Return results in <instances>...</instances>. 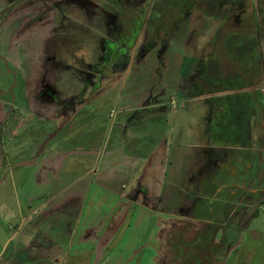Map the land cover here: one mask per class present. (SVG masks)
Here are the masks:
<instances>
[{"label": "rangeland", "instance_id": "obj_1", "mask_svg": "<svg viewBox=\"0 0 264 264\" xmlns=\"http://www.w3.org/2000/svg\"><path fill=\"white\" fill-rule=\"evenodd\" d=\"M249 1L244 0V5ZM5 2V0H0V7ZM257 6L263 11L264 0H259ZM246 9L247 12L251 11L250 2ZM234 24L237 25L219 29L214 27V31L218 32L215 39L218 47L222 41L221 36L226 33L231 36V41L234 40L235 44H239V34L250 35L254 31L252 24L247 20L240 25L238 22ZM185 25V23L180 25L177 34L172 36V42L166 49L167 88L173 89L172 94L176 95L172 103L169 98L171 93L168 92L167 99L161 107L153 109L144 105L149 95L157 93L158 90H153L150 86L151 79L159 77L154 71V60L151 62L144 60L140 64L139 72L134 73L133 70L129 75L122 74L112 93L109 95L105 93L82 106L84 120L80 125L76 126L71 122V126L64 129L56 127L55 124L58 121L50 118L53 107L44 105L30 109L21 94V87H24V83L40 73V57L38 67H36L32 65L27 55H21L19 62L12 58L11 53L15 50L23 51L22 46L11 48L9 54L8 52L7 54L2 53L9 58L6 65L4 64L5 67L0 63V94L7 105L15 107L18 119H23L24 124L18 135L7 133L1 135L0 155L2 156V151L4 156L3 166H0V264H28L29 260H33L31 257L34 256H30L31 252L27 254L19 250L17 253L13 252L14 245H17L16 239L22 241L20 232L18 233L20 235L10 245H5V240L13 234L18 219L22 216H24L22 219L30 217L32 211H37L31 219L32 225L36 226L34 227L36 228L34 240H40L41 244L37 255L48 254L50 240L46 235L50 230L54 233L58 231L60 247L65 250L64 260L66 261L62 264H264V204L259 207L258 202L250 206V209L259 207L255 217H249L250 210L248 211L250 215L248 214L246 219H232L227 229L226 241L223 244L219 242L220 236L217 235L215 240L210 239L207 245H204L205 243L201 245L196 238L201 235L202 230L198 223L191 222L190 218L184 216L181 222L185 225L182 229L181 226L177 228L181 222L177 223L179 220L175 217L182 218V216L176 211V207L179 208L177 200L179 197L176 196V190L173 194L167 193L164 196L163 206L162 203L157 202L159 206L154 212L151 210L156 203H151L152 195L149 196L150 203H146L143 194L135 200L133 205L129 206V203H125L128 201L126 194L132 187L143 186L157 193L160 186H163V194L166 190H173L172 185H177L175 182L172 183L177 178L173 176L176 173L185 175V171L192 166L198 150L205 145L202 129L206 103L201 99L202 96H189L184 92L181 94L177 88L174 90L172 87L179 83L182 74L185 76V73L193 68L194 61H196V58L191 57L188 54L190 52H187L183 46ZM262 41L259 48L262 50L261 57L264 60V37ZM233 46L232 44L230 48L233 49ZM31 50L32 47L27 46L24 53L30 54ZM36 52L38 50L35 48L34 54ZM195 54L198 57L201 56L200 51H196ZM191 61L193 64L189 63ZM225 64L226 71L231 70V73L238 72L240 75L244 72L239 68L240 65L233 56L229 58L226 55ZM181 65H183V70L180 72ZM256 68H260L257 82L264 85V65L260 64L259 58ZM64 72L70 73V76L65 75L64 78L58 76V87L63 89V93L70 92L66 90L67 88L76 90L75 87H78L79 80L77 79L76 84L70 79L73 72ZM135 79H137L136 83ZM132 85L134 87L130 91ZM257 91L255 96L258 102L252 98L248 102L253 109H255V102L256 110L260 114L264 110V90L258 88ZM176 106L177 108H174ZM9 123L8 130L17 122L10 121ZM253 128L254 134L259 138L262 137L264 144V120L254 125ZM85 131L89 136L87 141L81 138ZM79 143L88 144L87 149L93 148V154L96 156L90 155L89 160L88 156H80L79 162L78 159L74 160L75 156L64 155L79 146ZM159 147L160 150H158ZM125 149L131 154H118L120 151L125 152ZM114 151H116L114 158L117 160H113ZM134 151L141 152L136 165L142 167H128L129 160L133 161ZM147 154H150L153 159L150 167L145 166ZM96 157L100 162L94 165ZM159 159L163 161L164 166L167 163L166 168L160 167L162 163L158 165L157 160ZM255 160L258 165L261 164L259 157ZM101 161L103 163L112 161L111 164L114 166L117 164V167H108L101 164ZM49 162L55 167H49ZM69 162H72L71 167L68 166ZM43 163H45L44 166ZM70 185L72 189L65 193L63 187ZM74 190L81 195L80 197L75 195V199L71 202L76 201L77 203L83 198L81 204L77 203L78 208L74 207V203L69 204L66 211L59 212L57 205L63 199V195H73ZM45 194L47 196L42 198ZM71 198L74 197L71 196ZM29 199H31V204L43 205V207L31 209L27 206L30 203ZM80 207H83L82 214ZM121 210L127 213V217L124 222L115 225L114 236L110 238L111 233L107 234L109 230L107 226L112 216ZM156 211L163 213L159 214ZM75 212L78 215L74 219H68ZM163 217H167L168 220L166 221ZM27 221H24L22 230L28 227ZM174 221H176L175 224H172L171 222ZM159 224L164 225L163 237L169 236L167 237L169 240L168 254H157L155 248V235L160 230ZM92 225L96 227L93 231L98 236L106 228L108 230L106 234L97 238L98 241L92 239L91 234L88 235L87 242H80L76 235ZM102 225L105 227H101ZM30 226L28 231L34 234V229ZM63 230H65V235H63ZM98 230L101 231L97 232ZM181 232H183L182 239H179L177 243L170 240L174 237L170 235L173 233L179 235ZM28 243L29 241L26 242L25 247ZM195 257L198 261L200 259V262H195ZM44 261L38 259L33 264H47Z\"/></svg>", "mask_w": 264, "mask_h": 264}, {"label": "flooded vegetation", "instance_id": "obj_2", "mask_svg": "<svg viewBox=\"0 0 264 264\" xmlns=\"http://www.w3.org/2000/svg\"><path fill=\"white\" fill-rule=\"evenodd\" d=\"M5 1L0 7V63L5 67L9 57L2 53L9 54L11 48L18 46H22L23 51L11 53L17 62L21 55H27L32 65L38 67L40 57V73L24 83L21 94L30 109L44 105L53 107L50 118L57 120L55 126L61 129L71 122L80 125L84 120L82 106L105 93H112L122 74L129 75L133 70L139 72L144 60H154V71L159 75L150 82L153 90L158 89L157 93L149 95L144 105L153 109L161 107L168 92L172 103L176 95L172 94L173 89L167 88L166 49L177 29L185 23L183 46L196 61L185 76L181 73L179 83L172 87L181 94L202 96L206 103L202 129L205 145L198 150L185 175L176 173L173 176L177 177L172 181L177 183L172 185L173 190L163 194L164 187L160 186L156 195L149 194L144 187L143 198L150 203L148 200L152 195V204L163 203L164 196L176 190L179 197L176 211L182 216L175 217L179 220L177 223L183 221L184 216L198 223L202 230L196 238L201 245H207L217 235L223 244L232 219H246L250 210L249 217L257 215H254L256 210L264 204V144L253 128L264 120V110L259 114L255 103L258 102L257 89L264 90V85L257 82L260 68H256L258 58L264 65L259 48L264 37V10L258 9L259 0L249 1L250 12L246 9L249 2L244 5V0ZM246 20L254 28L250 35L239 34V44H235L226 33L221 36L220 47L216 45L218 32L214 31L215 26L226 28ZM232 44L233 49L230 48ZM27 46L32 47L30 54L24 53ZM35 48L38 52L34 54ZM196 51L201 52L200 57ZM226 55L235 58L243 74L226 71ZM189 63L193 64V61ZM182 70L183 65L179 71ZM64 71L73 72L70 79L76 84L79 80L76 90L67 88L70 92L63 93L58 87V76H70ZM251 98L255 101V109L248 102ZM15 111V107L7 105L0 94V148L1 135H18L24 124ZM10 121L17 123L8 130ZM16 127L18 130H14ZM86 133L81 138L87 141ZM146 139L150 140L149 137ZM87 146L79 143L64 155L75 156L74 160L79 162L82 155L91 159L93 148L87 149ZM1 154L0 166H3L2 151ZM256 157L260 158V165ZM71 163L68 166L71 167ZM48 164L55 167L51 162ZM129 192L127 197L136 200L142 195ZM258 202V208L250 209ZM184 225L181 222L177 228L181 226L182 229ZM162 233L163 228H160L155 235V248L157 254L163 255L169 252V236L163 237ZM182 233H173L170 240L177 243L182 239ZM194 261L200 262V259L195 257Z\"/></svg>", "mask_w": 264, "mask_h": 264}, {"label": "crops", "instance_id": "obj_3", "mask_svg": "<svg viewBox=\"0 0 264 264\" xmlns=\"http://www.w3.org/2000/svg\"><path fill=\"white\" fill-rule=\"evenodd\" d=\"M113 151V150H112ZM135 153H132V159H133V161H130L129 160V163H128V167H142V166H139V165H136V162H137V159H138V156L141 154V152L140 151H134ZM116 153V151H114V156H113V160H117V159H115L114 157H116L115 154ZM118 154H120V155H123V154H125V155H129V154H131V152L130 151H127L126 149H125V152H118ZM86 155H88V154H86ZM95 155V154H94ZM96 156V155H95ZM103 155L101 154V157H102ZM82 157H83V155H82ZM101 157H99V160H101ZM164 159H165V154H164V157H163ZM162 158V159H163ZM89 160V159H88ZM98 162H100V161H98V159H97V157H96V160H95V163H94V165H96V163H98ZM111 162L112 161H108L107 163H103V161H101V164L103 163V165H107L108 167H117V164H116V166H114V164H111ZM152 162H153V159H152V157H151V155L150 154H147L146 155V159H145V166H147V167H150L151 165H152ZM157 163H158V165L160 166L161 165V163H162V166H160V167H166V164H165V166L163 165V161L161 160V159H159V160H157ZM144 167V166H143ZM133 181V180H132ZM74 184H75V182H73ZM72 185H70V186H66V188L65 187H63L64 188V192L65 193H67L70 189H72V187H71ZM129 187H130V185H129ZM143 186H138V187H132L131 188V190H130V192L128 193V194H132L134 191H136L137 193H140V194H142V192H143ZM76 190H74L72 193H73V195H63V199L61 200V202L60 203H58V205H57V207H58V211L60 212L61 211V213H63L64 211H66V207L69 205V204H72V203H74L73 205H74V207L76 208L77 207V203L80 205L81 204V202H82V200H83V198L81 199V200H78L77 201V203H76V201H72L71 202V200L72 199H75V195L77 196V197H80V195H81V193L80 194H77L76 192H75ZM147 191H148V193L149 194H152V193H156L155 191H151V189H147ZM158 193L159 192H157V194L156 195H158ZM123 195V194H122ZM44 196H47V194H45V195H43L42 196V198L44 197ZM71 196L72 197H74V198H71ZM30 200V203L27 205V206H30V208L31 209H33V210H35V209H39V208H42L43 207V205H41V206H35L34 204H31V199H29ZM135 200H136V198L134 199V197H130L129 195H128V201L127 202H125V203H129L128 205L129 206H131V205H133L134 203H135ZM84 201H85V198H84ZM40 202V201H39ZM38 202V203H39ZM148 202H149V200H148ZM158 203H162V202H158ZM157 202H156V205L154 206L153 205V207H152V210L151 211H155L156 210V208H157V206H159V204H158ZM83 204H84V202H83ZM146 205V204H145ZM164 204L162 203V206H163ZM147 206V205H146ZM59 207H61V208H59ZM148 207V206H147ZM78 208V207H77ZM60 209V210H59ZM79 210H80V213L82 214L83 212V207H80L79 208ZM162 210V209H161ZM156 212H158L159 214L160 213H163V212H159V211H156ZM28 213V212H27ZM36 213H37V211H32L30 214H31V216L30 217H28V218H26L25 217V219H22L24 216H22L21 218H19L18 219V223H16V226L14 227V232H13V234L12 235H10L6 240H5V245H7V243L9 242V241H14L16 238H17V236H19L20 234H22L23 233V227H22V225H23V223H24V221L25 220H28L27 222L29 223V225H27V226H30V224L32 225V223H31V219L33 218V216H35L36 215ZM114 213V212H113ZM166 213H168V212H166ZM78 215V213L77 212H75V213H73V215L71 216V217H68V219H74L76 216ZM171 216H173L172 214H170ZM112 216V215H111ZM176 216V215H175ZM127 217V213L124 211V210H121V211H117V213H115L113 216H112V220L110 221V223H109V225L107 226V228L109 229H107L106 228V230L102 233L101 232V234L98 236V234H96V232H94L93 231V229H96V227L95 226H89V227H86V228H84L83 229V232L82 233H80L79 235H76V237H77V239L80 241V242H87V239H89V237H88V235H91V238L92 239H95V240H97V238H99L100 236H102L103 234H106V231L108 230V232H107V234H110L111 233V235H110V238H112L113 236H114V228H115V225L116 224H118L119 222H120V224L122 223V222H124V220H125V218ZM176 217H178V216H176ZM50 218V217H49ZM166 221L168 220L167 219V217H163ZM62 220H65V218H62ZM16 222H17V218H16ZM30 227H33V225L32 226H30ZM34 227H36V226H34ZM101 227H105L104 225H102ZM159 228H164V225L162 224V225H160L159 224ZM101 230H98L97 232H100ZM20 232V234H18ZM87 232H89V234L87 233ZM96 234V235H95ZM59 234H58V231L56 232V233H54L53 231H49V234L48 235H46V236H48V240H50V244H51V248H50V250H54L55 248H56V250H54V252L52 253V256H51V258L49 259V262L51 261V262H54V264H62V262H65L66 261V259L64 260V261H60V259H57V260H55V258H54V255H56L55 253L56 252H58V253H60L61 255H65V250H62V249H59L60 247H58V245H59V242H60V238H59V236H58ZM63 235H65V230H63ZM45 236V237H46ZM29 241V243L27 244V246H30V245H35L34 247H33V249H32V251H31V255H33L34 257H31L33 260H30V264H33V263H36L37 261H38V259H39V257L37 258V257H35V255H34V253H36V255L39 253L38 252V249H39V247L41 246V244L39 243V241L37 240V242L36 243H34L35 241H33V240H31V242H30V240H28ZM27 241V242H28ZM32 241H33V243H32ZM98 241V240H97ZM17 243H18V241H16ZM10 243V242H9ZM24 244H26V243H24ZM105 245V244H104ZM18 246V245H17ZM97 246V244L95 243V247ZM62 256V257H63ZM101 257H102V255H100ZM64 258H65V256H64ZM9 262V261H8Z\"/></svg>", "mask_w": 264, "mask_h": 264}, {"label": "trees", "instance_id": "obj_4", "mask_svg": "<svg viewBox=\"0 0 264 264\" xmlns=\"http://www.w3.org/2000/svg\"><path fill=\"white\" fill-rule=\"evenodd\" d=\"M258 213V210H256V212H255V214L254 215H256ZM29 227V226H28ZM28 227L27 228H25L24 230H23V233L21 234V238H22V241H18L17 239H16V241H18V243H17V245H14V247H15V250L13 251V252H16L17 253V251L19 250V251H22V253H25V254H27V253H29V252H31L32 251V249H33V247L35 246V245H30V246H26L25 247V244L24 243H26L28 240H33V241H35V243L37 242V240H34L35 239V235H36V228H34V226H33V228L32 227H30L31 229H34V234H32V233H29V231H28ZM38 232V231H37ZM40 235V234H39ZM35 236V237H34ZM10 243H12L11 241H9ZM7 243V246L8 245H10V243ZM20 242V243H19ZM50 246H51V244H50ZM58 247H60V242H59V245H58ZM59 249H61V247L59 248ZM54 251H52V250H50V247H49V249H48V254L47 255H40V256H38V255H35V257H39V259H43V260H45L46 261V263L47 264H54V262H49V259L51 258V256H52V253H53ZM32 253H30V256H33V255H31ZM56 255H54V258H55V260H57V259H60V261H64V256L63 255H61L60 253H58V252H56L55 253ZM77 255H79V252H77ZM17 256V255H16ZM28 256V255H27ZM63 256V257H62ZM25 257H26V255H25ZM44 261V262H45ZM28 264H30V260H29V262H28Z\"/></svg>", "mask_w": 264, "mask_h": 264}]
</instances>
